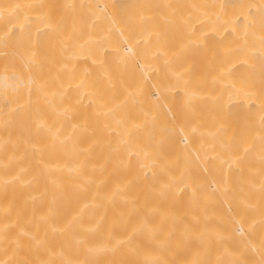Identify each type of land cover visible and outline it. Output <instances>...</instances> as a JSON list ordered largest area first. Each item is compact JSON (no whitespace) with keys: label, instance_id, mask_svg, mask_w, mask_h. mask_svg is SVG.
Here are the masks:
<instances>
[{"label":"bare ground","instance_id":"6f19581e","mask_svg":"<svg viewBox=\"0 0 264 264\" xmlns=\"http://www.w3.org/2000/svg\"><path fill=\"white\" fill-rule=\"evenodd\" d=\"M0 264H264V0H0Z\"/></svg>","mask_w":264,"mask_h":264}]
</instances>
